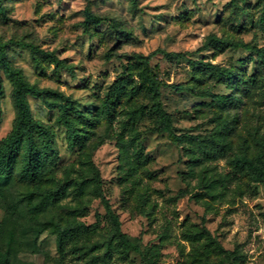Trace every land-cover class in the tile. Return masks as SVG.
I'll use <instances>...</instances> for the list:
<instances>
[{
	"label": "rangeland",
	"instance_id": "374dc122",
	"mask_svg": "<svg viewBox=\"0 0 264 264\" xmlns=\"http://www.w3.org/2000/svg\"><path fill=\"white\" fill-rule=\"evenodd\" d=\"M0 7L5 65L69 99L63 106L27 98L53 142L36 184L18 181L20 160L0 181V251L14 231L11 264H264V186L233 164L264 161L257 52L264 0H0ZM0 77L1 141L16 108L2 65ZM64 110L74 141L59 121ZM98 187L139 253L124 254L112 237ZM54 188L39 222L97 224L65 240L62 254L49 228L35 232L29 211L30 193Z\"/></svg>",
	"mask_w": 264,
	"mask_h": 264
},
{
	"label": "trees",
	"instance_id": "16d2710c",
	"mask_svg": "<svg viewBox=\"0 0 264 264\" xmlns=\"http://www.w3.org/2000/svg\"><path fill=\"white\" fill-rule=\"evenodd\" d=\"M1 9V7H0ZM261 23L264 25V10L261 18ZM9 44L12 42H8ZM7 45V43H5ZM5 45L0 43V66L4 67V72L7 74L9 81L12 84V96L16 108L15 118L10 132L0 141V181L6 180L13 173L20 160V166L17 171V179L21 183L36 184L40 179L42 172L43 156L47 155L52 150V133L50 129L43 125L40 121L34 119L30 112V107L27 101L28 97H54L63 102V106L69 104L68 97L61 93L53 92L47 89H39L35 85L28 84L21 71L5 65L3 61ZM28 48L35 50L32 45H25ZM234 48H242L250 50L246 44L231 43ZM258 54L264 56V48L259 49ZM55 66L62 67L63 63L60 60L52 57ZM201 66L202 72L209 76H230L226 70H219L211 64L192 63L191 65ZM2 81L0 77V93ZM213 100L226 104L231 103V95H211ZM159 120L164 128L169 126L168 115L160 108L155 110ZM59 121L64 125L72 140H75L76 127L73 120L68 115V111L64 110L59 117ZM233 164L237 168L245 169L253 182L264 186V161L260 158L251 160L243 157H238L233 160ZM98 193L101 198V203L104 208L105 216L112 232V237L116 239L119 247L124 254L129 252L139 253L138 247L129 240L121 231L120 223L116 214L111 210L108 202L101 194L98 187ZM1 195V188H0ZM57 189H46L38 193H30L28 195L29 211L35 219L36 216L42 214L56 198ZM2 196V195H1ZM33 200H36L34 203ZM36 233L49 228L55 236L56 249L59 254H62L63 243L65 240L72 239L76 236L87 232L97 230V224H84L83 222H75L72 224L61 225L55 222H39L37 220ZM15 232L10 231L6 240L4 251H0V264H11L13 252L15 250Z\"/></svg>",
	"mask_w": 264,
	"mask_h": 264
}]
</instances>
